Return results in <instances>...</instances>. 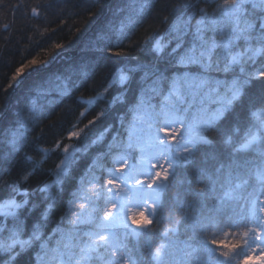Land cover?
<instances>
[{"label":"snow or ice","instance_id":"snow-or-ice-1","mask_svg":"<svg viewBox=\"0 0 264 264\" xmlns=\"http://www.w3.org/2000/svg\"><path fill=\"white\" fill-rule=\"evenodd\" d=\"M152 6V0H142L128 26H138ZM5 7L0 0V8ZM184 7L187 11L169 26L172 39H154L147 63L125 62L110 76L103 91L119 84L114 100L122 104L112 123L73 153L65 147L59 165L48 170L54 178L50 183L42 181L30 192L26 184L33 171H27L11 184L0 203V234L8 233L0 235V264H144V244L151 264H264V0H215L208 7L189 2ZM30 11L40 15L37 8ZM119 33L114 43L93 50L95 67L124 55L113 51L123 44L124 25ZM37 64L29 60L16 75ZM93 74L94 69L89 73L81 67L85 81ZM53 78L58 76L37 86L38 95H51L45 85ZM109 133L106 150L95 154L87 175L70 192L66 210L61 209L53 185L63 192L73 154L87 153ZM11 135L12 151H19L25 137ZM71 137L80 139L76 131ZM200 152L204 156L197 163ZM101 157L111 166L101 165L102 175H96L92 168ZM24 159L33 158L25 154ZM178 167L184 170L180 179ZM90 187L97 189L92 196L87 195ZM172 189L169 200L166 193ZM57 215L46 235L43 228ZM149 217L171 224L158 242ZM182 230L190 236L178 242ZM241 230L243 245L216 238L239 236ZM229 247L232 254L224 250Z\"/></svg>","mask_w":264,"mask_h":264},{"label":"trees","instance_id":"trees-1","mask_svg":"<svg viewBox=\"0 0 264 264\" xmlns=\"http://www.w3.org/2000/svg\"><path fill=\"white\" fill-rule=\"evenodd\" d=\"M106 1L4 0L7 7L0 8V118L8 109L17 83L27 74L49 65L63 52L78 49V54L72 59H62L54 69L37 73L25 80L14 96L10 111L0 122V178H2L0 203L10 193L11 184L27 171H33L26 184L30 192L35 191L42 181L46 180L50 183L54 178L48 175V170L54 171L59 165L65 147L69 149V153H73L74 148L91 143L108 124L112 123L115 113L122 108V104L114 100V96L119 94L120 85L114 84L107 93L103 89L116 68L123 67L124 63L129 61L135 63L140 60L147 63L153 55L149 49L153 46L154 39L163 36L162 43L172 39L168 34L169 26L187 11L184 7L187 3H199L200 7H208L215 3V0H152L153 6L142 14V22L132 27L128 26V17L136 16V10L142 0H112L106 15L101 18ZM17 2L23 5L21 9L12 7ZM32 8H37L40 15L31 13ZM192 11H195V8ZM165 17L167 20L164 19ZM122 25H124L123 44L114 47L113 51L124 55L113 57L110 61L95 67L91 60L93 50L98 46L114 43ZM94 26V30L91 31ZM32 59H36L38 64L25 67L24 72L17 76L16 69ZM41 62L46 63L40 67L38 65ZM81 67L89 73L94 69L91 79L85 81L81 78ZM53 74H56L58 79L53 78L49 85H45L50 88L51 95L46 97L38 95L37 86L42 85ZM135 75L139 76V73ZM75 84L79 87H74ZM60 93L65 94L60 95ZM101 112L105 115L96 120ZM93 120L96 122L90 123ZM72 131L79 133V140L76 137L69 138ZM12 132L17 133V139L21 136L25 137L23 146L16 152L12 151L9 143L13 138ZM110 135V133L106 134L105 141L100 145H93L87 153L80 151L73 154L75 163L70 167L69 175L64 178L63 192H60L56 185L51 189L52 195L58 197L61 209L66 210L70 192L77 190L80 176L87 175L85 169L92 164L95 154L103 149ZM216 135L212 133L213 138ZM40 149H47V155ZM25 154L33 159L26 161ZM203 156V152L198 154L197 163ZM40 161H43V164L38 168L34 167ZM101 165L109 167L111 162L101 157L93 165L92 172L102 175ZM183 171L182 167H178V179L182 178ZM95 191L96 188L90 187L87 195L92 196ZM174 191L175 189H172L166 193L169 200ZM16 199L19 201L21 197L18 196ZM39 211L38 207L33 215H39ZM60 214L62 215L63 212ZM3 220L4 218L0 216V221ZM53 220L58 221L59 215L50 217L43 228L46 235L55 227ZM6 223L7 227L11 228L13 221L9 217ZM149 227L156 229L152 238L158 242L160 232L171 227V224L165 219H161L158 223L157 219L152 218V225ZM242 232L243 230L239 236L233 233L231 238L223 235H217L216 238L230 246L233 243L243 245ZM0 235L6 237L8 233ZM189 236L190 232L182 230L176 239L182 242ZM224 250L232 254L231 247ZM142 251L144 264H151L146 244ZM233 264H238V261L234 260Z\"/></svg>","mask_w":264,"mask_h":264},{"label":"water","instance_id":"water-1","mask_svg":"<svg viewBox=\"0 0 264 264\" xmlns=\"http://www.w3.org/2000/svg\"><path fill=\"white\" fill-rule=\"evenodd\" d=\"M111 1H112V0H107V1H106L105 10H104L103 15H102L101 18H103V17L106 15L107 10H108V6H109V4H110ZM101 18H100V19H101ZM99 21H100V20H99ZM96 25H97V24H96ZM96 25H95V26H96ZM95 26L92 28L91 31L94 30ZM77 54H78V49H76L75 51L63 52V53L59 54V55H58V56H57V57H56V58H55V59H54L49 65H47V66H45V67H43V68H39V69H37V70H34V71H32L31 73L27 74V75L24 77V79H23L22 81H20L19 85L16 86L15 89L13 90V92H12V96H11V101H10V103H9V105H8V109H7V111L5 112V114L0 118V122L3 121V119L5 118V116H6V115L8 114V112L10 111L11 106H12L13 101H14V96H15V94L18 92L20 86L23 84V82H24L25 80L32 78V77L35 76L37 73H41V72H44V71H47V70L54 69V68L59 64V62H60L62 59H66V60H68V59H72V58L75 57Z\"/></svg>","mask_w":264,"mask_h":264},{"label":"rangeland","instance_id":"rangeland-1","mask_svg":"<svg viewBox=\"0 0 264 264\" xmlns=\"http://www.w3.org/2000/svg\"><path fill=\"white\" fill-rule=\"evenodd\" d=\"M161 135H163V133H161ZM177 139H179V137H177ZM129 163H132V161L130 160ZM80 202L83 203V201H80ZM75 211L79 213L81 211V209L80 208H76ZM144 215L148 216V213L145 212ZM149 219H152V217H149ZM140 223L142 224V223H144V221L141 220ZM133 227H136V225H133Z\"/></svg>","mask_w":264,"mask_h":264}]
</instances>
